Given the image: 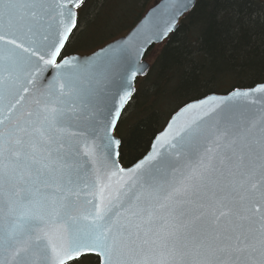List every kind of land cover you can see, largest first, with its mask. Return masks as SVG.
<instances>
[{
	"label": "snow or ice",
	"instance_id": "1",
	"mask_svg": "<svg viewBox=\"0 0 264 264\" xmlns=\"http://www.w3.org/2000/svg\"><path fill=\"white\" fill-rule=\"evenodd\" d=\"M84 4L0 0V264H264V84L186 104L197 119L122 167L141 70L118 87L105 65L72 71Z\"/></svg>",
	"mask_w": 264,
	"mask_h": 264
},
{
	"label": "trees",
	"instance_id": "2",
	"mask_svg": "<svg viewBox=\"0 0 264 264\" xmlns=\"http://www.w3.org/2000/svg\"><path fill=\"white\" fill-rule=\"evenodd\" d=\"M160 0H85L62 55H89L129 33ZM158 48L120 124L123 167L149 151L173 114L208 95L264 83V0H197ZM83 264H95L90 257Z\"/></svg>",
	"mask_w": 264,
	"mask_h": 264
},
{
	"label": "water",
	"instance_id": "3",
	"mask_svg": "<svg viewBox=\"0 0 264 264\" xmlns=\"http://www.w3.org/2000/svg\"><path fill=\"white\" fill-rule=\"evenodd\" d=\"M187 2L191 6L186 11H177L180 0L158 1L146 12V14L136 24V26L125 36L112 41L111 43L105 45L104 47L89 55L68 56L73 60L74 64L77 65V68L72 69V71H78L86 64L90 65L95 63L105 65L109 69L112 79V86L118 87L124 84V77L130 70L134 68L140 69L141 71H138L137 75L134 78H129L128 80V84H130L131 86L132 95L124 107V110L121 114L122 118L127 106L131 102L136 92L135 86L137 80L145 77L151 69V64L147 61V53L153 47L165 43L169 39V37L177 31L180 21L194 9L197 0H187ZM169 25L172 26V30L166 32V29ZM114 49H119V51L113 52ZM54 78V75L49 76L47 72L42 74V82L45 84V86L47 85V82L49 80H53ZM260 85L261 84L256 85L252 88L239 90L246 91L259 87ZM232 92L233 91L224 95H208L200 100L193 101L188 104H201L204 107H207L209 104H212L216 101L227 100L229 96H231ZM213 98H215V101L213 100ZM205 101H207L208 103L205 104ZM229 103L230 105L234 106H242L246 103V101L240 98L231 100L229 101ZM183 109L184 106L171 116L165 128L152 141L149 151L144 157L151 153L156 139L168 131V127L170 124L175 122V126L177 128L181 127L184 124L197 119L202 112V109L200 108H194L187 112H185ZM80 199L81 202H83L86 200H91L93 199V197L88 195L87 190H85L81 193Z\"/></svg>",
	"mask_w": 264,
	"mask_h": 264
},
{
	"label": "rangeland",
	"instance_id": "4",
	"mask_svg": "<svg viewBox=\"0 0 264 264\" xmlns=\"http://www.w3.org/2000/svg\"><path fill=\"white\" fill-rule=\"evenodd\" d=\"M159 46H161V45H159ZM158 47V46H157ZM156 50H158V48H156L151 54H150V56H148L147 57V61L152 65L153 64V62H154V58L156 57V55H157V51Z\"/></svg>",
	"mask_w": 264,
	"mask_h": 264
}]
</instances>
